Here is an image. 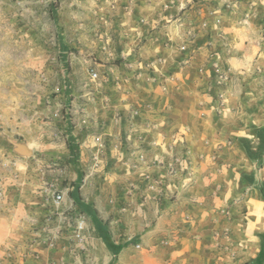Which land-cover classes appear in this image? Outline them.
<instances>
[{"label":"crops","instance_id":"obj_1","mask_svg":"<svg viewBox=\"0 0 264 264\" xmlns=\"http://www.w3.org/2000/svg\"><path fill=\"white\" fill-rule=\"evenodd\" d=\"M153 2L131 18L138 29L119 31L140 44L142 63L111 76L104 109L70 125L68 114L0 105V158L17 168L35 157L30 208L52 218L24 264H252L261 252L264 163L255 170L244 142L258 145L264 130V0ZM163 5L176 15L156 14ZM145 64L156 80L139 73ZM5 180L13 203L21 190ZM77 212L88 218L81 244ZM5 215L0 206V246Z\"/></svg>","mask_w":264,"mask_h":264},{"label":"rangeland","instance_id":"obj_2","mask_svg":"<svg viewBox=\"0 0 264 264\" xmlns=\"http://www.w3.org/2000/svg\"><path fill=\"white\" fill-rule=\"evenodd\" d=\"M154 8L153 0H0V105L5 106V114H68L71 125L76 124L75 114H93L96 106L104 109L111 76L124 77L129 74L126 68H132L129 65L142 63L138 54L140 44L119 31L138 29L129 23L131 18L139 10L151 14ZM174 12L170 5H163L155 13L171 19L176 15ZM175 29L166 30L171 33ZM141 68L143 71L139 73L149 75V82L157 79L147 64ZM49 119L45 116L38 121ZM28 135L22 139L33 146L38 135ZM259 137L258 145L244 142L256 171L264 163V130ZM35 155L40 157L39 153ZM34 159L30 157L26 167L16 168L7 152L4 159L0 158L2 168L7 171L0 180L19 181L5 187L21 190L18 202L12 203L0 182V206L6 210L7 228L11 226L8 238L0 246V264H24L26 257L34 255L31 245L40 239L38 233L52 221L51 214L40 215L30 208L28 194L35 187L31 177L37 171L34 166V170L30 169V161L34 163ZM62 189V186L52 189L53 200ZM51 207L59 206L53 202ZM79 215L88 219L84 213L72 218L75 220Z\"/></svg>","mask_w":264,"mask_h":264},{"label":"built area","instance_id":"obj_3","mask_svg":"<svg viewBox=\"0 0 264 264\" xmlns=\"http://www.w3.org/2000/svg\"><path fill=\"white\" fill-rule=\"evenodd\" d=\"M93 78L96 76L94 73L92 74ZM62 195L57 194L54 197V204L55 206H59L61 203ZM75 227H74V232H73V237L78 243H83L84 241V231H85V218L81 215L77 216L75 219Z\"/></svg>","mask_w":264,"mask_h":264},{"label":"trees","instance_id":"obj_4","mask_svg":"<svg viewBox=\"0 0 264 264\" xmlns=\"http://www.w3.org/2000/svg\"><path fill=\"white\" fill-rule=\"evenodd\" d=\"M72 152V150H71ZM261 192V196L264 200V189L260 190ZM260 240H261V252L258 256V258L253 262V264H256L257 262H259V264H263L264 263V236H259Z\"/></svg>","mask_w":264,"mask_h":264},{"label":"bare ground","instance_id":"obj_5","mask_svg":"<svg viewBox=\"0 0 264 264\" xmlns=\"http://www.w3.org/2000/svg\"><path fill=\"white\" fill-rule=\"evenodd\" d=\"M250 249V248H249Z\"/></svg>","mask_w":264,"mask_h":264}]
</instances>
